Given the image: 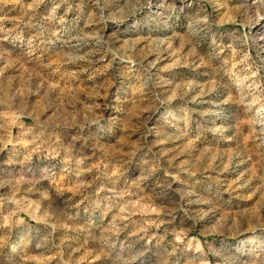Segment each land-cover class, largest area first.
I'll use <instances>...</instances> for the list:
<instances>
[{"label":"rangeland","instance_id":"obj_1","mask_svg":"<svg viewBox=\"0 0 264 264\" xmlns=\"http://www.w3.org/2000/svg\"><path fill=\"white\" fill-rule=\"evenodd\" d=\"M257 11L0 0V264H264Z\"/></svg>","mask_w":264,"mask_h":264},{"label":"bare ground","instance_id":"obj_2","mask_svg":"<svg viewBox=\"0 0 264 264\" xmlns=\"http://www.w3.org/2000/svg\"><path fill=\"white\" fill-rule=\"evenodd\" d=\"M242 1L247 7L251 8V9H254V10L259 9L260 10V11L256 12V14H257L256 19L258 20V22H263V24H264V3H262V4L260 3V5H259L260 0H242ZM260 24H262V23H260Z\"/></svg>","mask_w":264,"mask_h":264}]
</instances>
